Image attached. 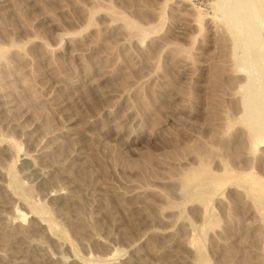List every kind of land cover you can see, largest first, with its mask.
<instances>
[{
  "label": "rangeland",
  "instance_id": "1",
  "mask_svg": "<svg viewBox=\"0 0 264 264\" xmlns=\"http://www.w3.org/2000/svg\"><path fill=\"white\" fill-rule=\"evenodd\" d=\"M0 51V264H264V0H0Z\"/></svg>",
  "mask_w": 264,
  "mask_h": 264
},
{
  "label": "bare ground",
  "instance_id": "2",
  "mask_svg": "<svg viewBox=\"0 0 264 264\" xmlns=\"http://www.w3.org/2000/svg\"><path fill=\"white\" fill-rule=\"evenodd\" d=\"M216 2V1H215ZM240 8V7H239ZM258 8V7H257ZM227 12V11H226ZM240 12H241V10H240ZM239 13V12H238ZM242 14V13H241ZM236 20V19H235ZM251 27V26H250ZM236 28V27H235ZM238 29V28H237ZM240 32V31H239ZM247 33V32H246ZM256 33V32H255ZM232 35V34H231ZM246 35V34H245ZM255 34L253 33V36H254ZM247 39V38H246ZM239 46V45H238ZM4 51V50H3ZM1 52V51H0ZM2 53V52H1ZM238 59V58H237ZM244 67V66H243ZM250 67V66H249ZM246 68V67H245ZM249 72V71H248ZM252 73H253V70H252ZM261 77V76H260ZM255 78H256V76H255ZM263 80V79H262ZM247 81V80H246ZM253 87V86H252ZM245 90V89H244ZM263 90V89H262ZM250 101V100H249ZM259 102V101H258ZM248 107H249V105H248ZM251 113V112H250ZM247 117V116H246ZM258 120V119H257ZM246 123V122H245ZM249 123V122H248ZM253 133V132H252ZM253 137V136H252ZM255 138V137H254ZM260 139V138H259ZM256 140V139H255ZM257 141V140H256ZM193 174V173H192ZM193 175H195V174H193ZM194 179V178H193ZM111 256H113V255H111ZM106 260V259H105Z\"/></svg>",
  "mask_w": 264,
  "mask_h": 264
}]
</instances>
